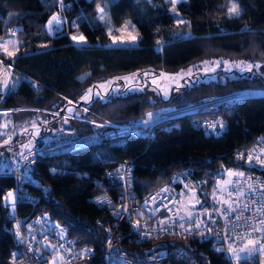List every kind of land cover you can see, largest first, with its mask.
Here are the masks:
<instances>
[{
	"label": "trees",
	"instance_id": "trees-1",
	"mask_svg": "<svg viewBox=\"0 0 264 264\" xmlns=\"http://www.w3.org/2000/svg\"><path fill=\"white\" fill-rule=\"evenodd\" d=\"M233 2L239 15L230 12ZM100 7L112 26L127 21L135 26L137 46H106L111 37L106 23L98 19ZM55 15L61 22L50 26ZM11 35L19 39L16 56L0 49V63L7 66L16 86L8 85L0 93V109L25 108L15 114L40 122L43 130L34 149L65 125L82 136L109 127L98 129L96 120L122 125L161 106L181 107L210 95L255 93L217 112L227 123L217 136L193 126L190 121L199 115L193 114L163 122L150 138L131 135L118 145L100 141L75 151L40 155L27 171L16 206L4 204L16 187L15 176H0V264H13L20 249L12 230L15 210L24 222L49 213L68 227L76 249L90 250L81 261L102 264L105 226L113 217L90 197L101 189L115 196L119 185L106 174L122 159L134 162L132 190L139 199L172 182V170L187 174L207 196L226 170L257 169L244 151L264 136V71L243 64L224 67V61L264 65V0H0V41ZM77 35L83 44L76 43ZM160 74H180L181 85L166 96L159 90L154 98L141 85ZM123 75H132L138 87L127 88ZM102 82L115 88L102 93L98 90ZM69 110L75 116L62 124ZM2 130L0 120V149L10 161L12 155L22 160L27 152L21 155L19 147L3 143L7 136ZM174 184L180 192L184 189L180 182ZM123 229L126 235L120 246L132 255L155 243L181 245L200 264H229L224 252L211 247V235L174 232L138 242L131 227ZM161 264L184 263L165 259Z\"/></svg>",
	"mask_w": 264,
	"mask_h": 264
},
{
	"label": "built area",
	"instance_id": "built-area-1",
	"mask_svg": "<svg viewBox=\"0 0 264 264\" xmlns=\"http://www.w3.org/2000/svg\"><path fill=\"white\" fill-rule=\"evenodd\" d=\"M0 93L7 91L10 72L0 63ZM255 91H239L225 95L201 97L181 107L161 106L147 111L140 119L122 125H111L99 133L76 136L72 126L65 125L44 144L22 157L20 164L12 163L0 149V176L10 174L16 178V187L8 192L4 204L16 206L24 191L28 170L40 155H52L75 151L92 144L110 142L122 144L127 136L151 137L157 126L179 116L199 114L190 122L206 134L217 136L226 128V121L217 115L223 108L231 106L238 98ZM170 128V127H168ZM249 163L264 168V136L244 151ZM9 163L8 170L5 163ZM132 159H122L108 170L106 176L119 185L113 196L101 189L90 197V201L106 207L112 214L110 224L105 226V246L102 264H161L165 259L179 260L184 264L200 262L183 246H163L159 243L146 248L139 255L130 254L120 246L124 225L131 227L138 242L161 238L177 232L181 236L211 235V247L224 252L229 264H264V244L256 245L245 257H234L229 251V240L252 239L264 233V172L254 169L240 171L231 184L223 188L217 197L210 199L202 194L192 178L181 171L172 170L175 177L156 190L139 199L133 187ZM87 176V173H83ZM180 182L184 189L197 192L203 198V208H190L182 200L175 187ZM101 187V183H97ZM206 213V217H195V213ZM12 230L20 245L13 256V264H90L81 257L90 250H78L68 235V227L53 220L49 213L35 215L29 221L14 212Z\"/></svg>",
	"mask_w": 264,
	"mask_h": 264
},
{
	"label": "rangeland",
	"instance_id": "rangeland-1",
	"mask_svg": "<svg viewBox=\"0 0 264 264\" xmlns=\"http://www.w3.org/2000/svg\"><path fill=\"white\" fill-rule=\"evenodd\" d=\"M172 2L176 3L180 0H171ZM102 10V11H101ZM98 13V19L102 22H105L107 25V30L109 32V35L111 37V41L106 46L108 47H135L138 45L137 40L139 38V34L136 31L135 26L130 21H127L126 23L120 25V26H112L107 18L106 10L104 7L99 8ZM56 20H53V18L50 20V26H57L61 21L59 20L58 16L55 15ZM79 37V38H77ZM76 43L83 44L84 41L81 39L80 36L77 35ZM19 39L16 36H9L6 39L1 40L0 47H4L5 50L10 51L14 50V52L17 50V46ZM248 65L249 67H256L264 71V65L261 63H244L242 61H235V62H229L224 61V67H236L241 65ZM5 76V74L1 77V79ZM182 76L180 74H160L155 76H150L147 80L143 81L141 87L143 91H148L152 97L156 98L158 95L157 91H161L163 96H166L170 89L177 88L181 85V78ZM122 81L124 82V85L127 86V88H136L138 87V84L136 81L133 80L132 75H123ZM185 80V79H184ZM182 80V81H184ZM11 81H14L11 77ZM147 81V82H146ZM15 83V81H14ZM134 83V84H133ZM114 84H109V82H102L98 84V90L102 93H105L108 91V89L111 87H114ZM98 93V91H97ZM96 93V94H97ZM87 96V93L86 95ZM73 111L69 110V112L66 114L64 119L62 120V124H69L71 119L75 116ZM93 124L98 129H101V127H108L113 125L112 123H103L99 120L93 121ZM14 156V155H12ZM16 157V156H14ZM240 174V171L238 169H228L226 170L221 176L218 177L215 183V187L213 190V194L219 193L221 189L226 188L229 186L233 180V178L237 177ZM212 193L207 195L210 199H212ZM203 194V193H202ZM182 200L184 203H186L190 208L199 209L203 208V198L200 194L197 192L189 191L186 189L181 190ZM194 216L197 217H206V213H195ZM264 244V233L257 234L252 239H246V240H236V241H230L229 240V251L232 256L234 257H245L249 255L252 251V249L260 244ZM235 250V251H233Z\"/></svg>",
	"mask_w": 264,
	"mask_h": 264
},
{
	"label": "crops",
	"instance_id": "crops-1",
	"mask_svg": "<svg viewBox=\"0 0 264 264\" xmlns=\"http://www.w3.org/2000/svg\"><path fill=\"white\" fill-rule=\"evenodd\" d=\"M17 43H19V41H17ZM0 49L12 58L16 56L17 50L15 52L14 50L7 51L5 50L4 47L2 48L0 47ZM17 49H18V46H17ZM8 53H12V55H9ZM15 86H16V83H14V81H11V83H9V89H14ZM21 109H25V108L9 107V108L0 109V120L2 122V127H3L2 133L7 136L6 141L3 143L9 144V145L13 144V146L19 147L21 149V155H23L26 152L30 153L33 151V149L36 147V142L38 138H40V135L43 129L40 125V122L36 120L35 118H33V116L27 119L26 118L22 119L18 117L15 114V112ZM15 160L17 161V155L16 157H14V159H11V162L15 163ZM20 161L21 159L18 160L17 162H20ZM9 165L10 164L8 162L5 163V167H9ZM212 195H213L212 198L215 199L218 193L215 192L214 194L212 193Z\"/></svg>",
	"mask_w": 264,
	"mask_h": 264
},
{
	"label": "snow or ice",
	"instance_id": "snow-or-ice-1",
	"mask_svg": "<svg viewBox=\"0 0 264 264\" xmlns=\"http://www.w3.org/2000/svg\"><path fill=\"white\" fill-rule=\"evenodd\" d=\"M101 11H102V10H101ZM230 12H231L232 14L239 15L238 5H237L235 2L232 3V6H231V8H230ZM53 20H56V18L53 17ZM73 39H75V37H74ZM81 39H82V38H81ZM8 54H9V55H12V53H8ZM233 251H235V250H233Z\"/></svg>",
	"mask_w": 264,
	"mask_h": 264
},
{
	"label": "bare ground",
	"instance_id": "bare-ground-1",
	"mask_svg": "<svg viewBox=\"0 0 264 264\" xmlns=\"http://www.w3.org/2000/svg\"><path fill=\"white\" fill-rule=\"evenodd\" d=\"M5 80H6V74L2 79H0V82H4Z\"/></svg>",
	"mask_w": 264,
	"mask_h": 264
},
{
	"label": "water",
	"instance_id": "water-1",
	"mask_svg": "<svg viewBox=\"0 0 264 264\" xmlns=\"http://www.w3.org/2000/svg\"><path fill=\"white\" fill-rule=\"evenodd\" d=\"M257 169L264 172V168L262 167H257Z\"/></svg>",
	"mask_w": 264,
	"mask_h": 264
}]
</instances>
